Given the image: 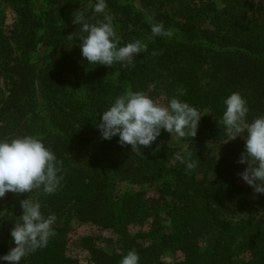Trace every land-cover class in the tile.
Returning <instances> with one entry per match:
<instances>
[{
	"label": "trees",
	"instance_id": "trees-1",
	"mask_svg": "<svg viewBox=\"0 0 264 264\" xmlns=\"http://www.w3.org/2000/svg\"><path fill=\"white\" fill-rule=\"evenodd\" d=\"M3 1L15 22L10 34L0 28V138L41 137L63 161L64 179L51 195L0 198V256L15 246L10 232L20 201L37 195L45 215H67L66 222L21 264H120L130 250L140 264H168L169 254L183 257L172 264H264V217L240 218L264 208V195L239 175L245 141L227 142L219 123L232 92L247 99L249 121L264 115V0H221V9L211 0H107L120 45H148L131 67L88 65L82 57L72 18L83 12L90 23L102 20L92 10L95 0ZM154 22L171 38L147 39ZM129 91L165 105L179 96L212 113L179 153L199 161L195 170L175 160L178 151L163 130L140 156L118 137L101 138V112ZM73 221L110 233L113 251L88 235L78 244L85 257L71 256Z\"/></svg>",
	"mask_w": 264,
	"mask_h": 264
},
{
	"label": "clouds",
	"instance_id": "clouds-1",
	"mask_svg": "<svg viewBox=\"0 0 264 264\" xmlns=\"http://www.w3.org/2000/svg\"><path fill=\"white\" fill-rule=\"evenodd\" d=\"M107 0H95L92 10L103 14V19L90 23L83 12H75L72 22L80 26L81 55L89 64L113 67L115 64L134 66L135 57L147 51V43L141 40L120 45L111 15L106 13ZM170 29L162 22L151 25V40L155 37L171 38ZM153 56L159 55L153 51ZM183 95V92L180 93ZM225 108L219 123L224 127L228 141L240 137L245 141L244 150L237 163L245 165L239 173L241 179L254 193L264 195V115L248 120L250 111L247 99L240 92H232L223 101ZM201 114L196 107L174 96L161 104L142 91H129L114 98L102 111L99 129L102 139L118 137L121 146L130 145L133 152L143 155L142 148L150 147L160 137L162 130L191 141L197 135ZM226 142V143H227ZM225 144V143H224ZM175 160L185 165L186 170H195L199 161L191 153L176 154ZM63 161L37 135L22 134L0 138V198L13 194L43 192L51 195L62 187ZM22 214L14 221L10 232L14 247L0 256V264H21L27 256L47 247L56 235L54 225L57 216L45 215L43 204L30 195L20 201ZM120 264H140L139 253L130 250Z\"/></svg>",
	"mask_w": 264,
	"mask_h": 264
},
{
	"label": "rangeland",
	"instance_id": "rangeland-1",
	"mask_svg": "<svg viewBox=\"0 0 264 264\" xmlns=\"http://www.w3.org/2000/svg\"><path fill=\"white\" fill-rule=\"evenodd\" d=\"M211 1L215 3L218 9L222 8L221 0H211ZM253 1L255 3L257 2V0H253ZM0 17H1V22H2L0 24V28L6 34H10V31L13 29V25L15 22V13L13 11V8L9 6L8 4H6L3 0H0ZM204 113H209V114L204 115L202 118H208L212 115L210 111H204L202 114ZM168 144L171 147L177 149L178 153H183L187 150L190 143H189L188 138L181 139L173 134L172 137L170 136L168 140ZM32 198L39 199L37 195L33 196ZM66 216L57 220L56 224L54 225L55 229L57 227H62L65 224ZM263 217H264V208L262 207H257L255 211L250 215H247V214L240 215V218L244 220L258 219V218H263ZM69 226L72 227L71 231L69 232V239H70L69 240V253L71 254V256L80 257V258L85 257V253L81 249L78 248V244L82 238L88 235H95L99 238V241L97 242V245L99 247L103 248L104 250L108 252L113 251L114 246H111L109 242L106 240V238L112 237L110 233L101 232L98 229L92 227L91 225H87V224L80 225L79 223H75L74 221L71 222ZM182 260H183V257L181 256V254H177V255L169 254L165 257V262L168 264L177 263ZM81 264H92V263L83 259Z\"/></svg>",
	"mask_w": 264,
	"mask_h": 264
}]
</instances>
